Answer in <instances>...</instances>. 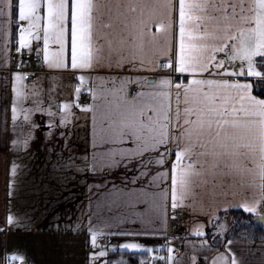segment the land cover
Returning <instances> with one entry per match:
<instances>
[{
    "label": "snow or ice",
    "instance_id": "6c2138e0",
    "mask_svg": "<svg viewBox=\"0 0 264 264\" xmlns=\"http://www.w3.org/2000/svg\"><path fill=\"white\" fill-rule=\"evenodd\" d=\"M45 119L62 150L83 140L86 264H248L227 217L264 225V0H0L5 153ZM22 226L6 212L0 240ZM0 264L30 261L0 242Z\"/></svg>",
    "mask_w": 264,
    "mask_h": 264
},
{
    "label": "crops",
    "instance_id": "0c3cea01",
    "mask_svg": "<svg viewBox=\"0 0 264 264\" xmlns=\"http://www.w3.org/2000/svg\"><path fill=\"white\" fill-rule=\"evenodd\" d=\"M34 71H40L38 65L35 66ZM44 124V132H41L36 139L29 141L28 149L21 148L19 151L9 149L5 153L3 146L0 145V220L6 212L11 211L22 219V228L27 223L33 227L32 232L48 229L70 231V228H74L78 219L88 210V188L85 186L84 177L76 172L70 163V159L77 157L83 151L82 147L77 148V145H83V140L73 138V147L70 150H62L59 143L49 142L46 135L47 119L44 120ZM56 140L59 142L61 138L57 136ZM12 161H15L19 168L15 185L9 188ZM10 191L11 196L8 194ZM28 199H30L29 210L33 211L30 215L24 213L26 211L24 205ZM224 219L223 217L221 221L223 222ZM230 224L227 217L228 228ZM180 228L187 230L188 221L181 220ZM12 230L8 232L7 238L0 240L7 247ZM77 234L78 238H85L83 233ZM176 235L177 248L185 251L181 243L184 239V231H177ZM231 238L237 241V250L246 257L248 264H262L264 261L262 238L246 236H231ZM187 239L194 240L196 237L188 236ZM222 239L218 237V240ZM124 258L127 259L126 256Z\"/></svg>",
    "mask_w": 264,
    "mask_h": 264
},
{
    "label": "rangeland",
    "instance_id": "374dc122",
    "mask_svg": "<svg viewBox=\"0 0 264 264\" xmlns=\"http://www.w3.org/2000/svg\"><path fill=\"white\" fill-rule=\"evenodd\" d=\"M27 59L28 57L25 55V60ZM41 79H44L43 76H41ZM59 81L60 78L56 77L55 82L46 81L43 86L44 91H47L48 88L55 89L51 93L53 100H55L57 92L60 93L61 98L66 97L68 94L67 87L61 85ZM24 209L26 210L24 213L27 215L33 212L32 209L29 210L30 199L26 200ZM27 225L25 223L24 228H13L10 232L8 239L9 251L19 248L22 252H27L30 264H86V253L88 251L86 238H78V232L63 231L62 229L32 232L33 227ZM57 226L61 227L60 225Z\"/></svg>",
    "mask_w": 264,
    "mask_h": 264
},
{
    "label": "trees",
    "instance_id": "16d2710c",
    "mask_svg": "<svg viewBox=\"0 0 264 264\" xmlns=\"http://www.w3.org/2000/svg\"><path fill=\"white\" fill-rule=\"evenodd\" d=\"M240 215H241L240 212H234L228 215L229 221L231 222L230 227L228 228L231 236H235V237L246 236L252 238L264 237V225L255 224L252 228L239 227L238 222L234 220L233 217H239ZM233 228H236L235 232H232Z\"/></svg>",
    "mask_w": 264,
    "mask_h": 264
}]
</instances>
